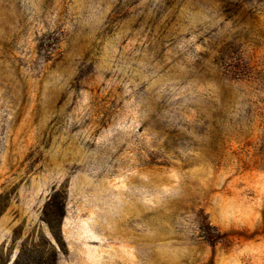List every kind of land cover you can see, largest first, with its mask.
<instances>
[{"label": "rangeland", "instance_id": "1", "mask_svg": "<svg viewBox=\"0 0 264 264\" xmlns=\"http://www.w3.org/2000/svg\"><path fill=\"white\" fill-rule=\"evenodd\" d=\"M35 245L264 264V0H0V264Z\"/></svg>", "mask_w": 264, "mask_h": 264}, {"label": "trees", "instance_id": "2", "mask_svg": "<svg viewBox=\"0 0 264 264\" xmlns=\"http://www.w3.org/2000/svg\"><path fill=\"white\" fill-rule=\"evenodd\" d=\"M65 195L62 191H54L52 196L48 198L43 209V220L50 230L52 238L51 251H47L53 256V261L57 260L58 253L65 249V244L62 239L61 223L65 216ZM30 247H24L19 250L17 257L10 264H42V260L47 254L46 250L40 248L36 250ZM40 247V246H39Z\"/></svg>", "mask_w": 264, "mask_h": 264}]
</instances>
